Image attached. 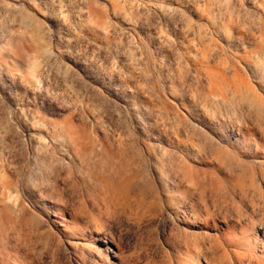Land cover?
<instances>
[{"label": "rangeland", "instance_id": "374dc122", "mask_svg": "<svg viewBox=\"0 0 264 264\" xmlns=\"http://www.w3.org/2000/svg\"><path fill=\"white\" fill-rule=\"evenodd\" d=\"M0 264H264V0H0Z\"/></svg>", "mask_w": 264, "mask_h": 264}, {"label": "bare ground", "instance_id": "6f19581e", "mask_svg": "<svg viewBox=\"0 0 264 264\" xmlns=\"http://www.w3.org/2000/svg\"><path fill=\"white\" fill-rule=\"evenodd\" d=\"M240 241L242 242V239L240 238Z\"/></svg>", "mask_w": 264, "mask_h": 264}]
</instances>
